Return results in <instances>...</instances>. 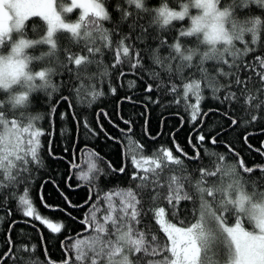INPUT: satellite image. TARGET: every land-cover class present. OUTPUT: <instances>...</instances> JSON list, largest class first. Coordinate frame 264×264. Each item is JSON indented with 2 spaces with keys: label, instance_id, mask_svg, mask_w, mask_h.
Instances as JSON below:
<instances>
[{
  "label": "snow or ice",
  "instance_id": "obj_1",
  "mask_svg": "<svg viewBox=\"0 0 264 264\" xmlns=\"http://www.w3.org/2000/svg\"><path fill=\"white\" fill-rule=\"evenodd\" d=\"M131 5L132 0H0V208L5 207L6 200H18L22 215L46 226L52 234H60L66 225L39 214L30 198V177L25 175L45 167L41 138L46 133L40 121L47 116L54 124L60 101H69L70 97L77 107L90 108L105 95L98 85L110 82V69L119 66L116 84L109 88L111 95H116L127 66L140 80L146 76L152 81L144 91H156L157 97L148 95V102L160 104L162 95L172 96L171 104L183 101L190 122L195 124L200 119L198 128L212 112L228 119L229 128L247 123L230 114L235 111L232 104L240 98L245 99L246 108L251 106L257 113L264 109V87H249L252 73L264 85V0H171V4L167 0L164 8L152 7L145 0L143 5ZM77 10L78 18L73 20ZM186 19L187 26L180 23ZM105 22L112 27L106 28ZM122 24H127V32L122 31ZM172 33L175 35L170 42ZM201 33L210 43L221 44L222 51L202 48ZM149 40L155 42L154 47L147 43ZM140 44L145 46L140 48ZM237 44L242 47L237 48ZM106 52L114 55L111 65L104 62ZM249 56L251 59H245ZM65 71L67 80H55ZM135 84V80L127 81L129 89ZM61 88L67 94L60 95L53 104L52 96ZM41 91L48 111L34 114L31 97ZM205 99H214L227 110L202 112ZM124 101L133 102L132 96L123 97L120 103ZM68 107L72 110L73 103L69 102ZM101 114L113 123L103 109L96 113L97 122ZM67 115L61 113L60 119ZM249 115L253 123L260 118L258 114ZM121 121L128 125L127 131L113 126L130 140L131 121L123 117ZM77 123L98 135L86 120ZM99 127L105 131L103 125ZM222 134L223 130L206 137L197 131V143H192L191 136L188 141L192 155L175 143L174 134L173 146L179 155L164 146L148 155L143 151L133 154L130 180L136 181L134 187L113 185L101 189V176L109 179L112 174H124L128 165L116 169L110 161H104L109 169L105 172L93 163L91 175H76L90 189L84 204H73L61 193L69 208L88 205L83 219L78 220L83 229L75 236L66 235L67 244L61 242L64 258L53 261L44 247V260L32 259L27 254L34 255L37 245L14 244L11 232L18 221H12L6 234L8 252L0 256V264L5 259L13 264H264V166H247L228 142L221 146L235 158L233 162H226L224 153L205 147L204 154L211 158L214 170L201 166L190 171L185 163L202 164L199 145L208 139L215 146L221 143L217 137ZM108 138L117 140L111 135ZM243 140L251 149L248 134ZM47 150L51 158H62L51 151V139ZM262 150L264 142L255 149L264 156ZM83 154L103 161L94 150L85 149ZM75 157L73 153L69 162L73 169L78 167ZM254 172L260 175L252 176ZM48 182L41 184L39 199L45 208L59 210L44 202L43 188ZM18 186L22 195H18ZM80 186L83 184H77ZM11 214L9 207L7 215ZM65 214L77 219L71 212ZM3 222L4 216L0 215V224ZM40 236L43 241V233Z\"/></svg>",
  "mask_w": 264,
  "mask_h": 264
},
{
  "label": "trees",
  "instance_id": "obj_2",
  "mask_svg": "<svg viewBox=\"0 0 264 264\" xmlns=\"http://www.w3.org/2000/svg\"><path fill=\"white\" fill-rule=\"evenodd\" d=\"M152 7H159L162 0H148ZM171 4V0H170ZM78 12L72 14V19L78 18ZM118 17L113 13V19L116 20ZM187 26L189 21L186 19L184 22H180ZM106 28H111L112 25L105 22ZM121 29L123 32L128 31L127 24H122ZM172 33L169 36L171 42ZM116 37H113L115 40ZM150 46H155V42L149 40L147 42ZM143 48L145 45H138ZM241 44H237V48H241ZM162 52H167V49H163ZM104 62L111 65L114 60V55L111 52H106L104 55ZM245 59H251V56ZM146 65L149 64L148 57L145 56ZM211 63V61L209 62ZM112 76L110 82H103L98 85L102 88L105 95L101 97L96 103L90 108L77 107L76 102L69 98V101L61 100L59 106L56 109L54 124H50L49 117L45 116L40 123L43 125V131L46 133L42 138V150L41 154L44 157L45 167L28 174L30 177L28 183H31L30 198L34 200V207L37 209L40 215L45 218L51 219L56 222H63L66 225V229L62 230L60 234H52L46 226L42 225L33 218L24 217L22 212L19 211L18 200L9 203L5 201V207L0 208V215L4 216V222L0 224V256L8 252V245L6 243L7 232L9 224L12 221H18L15 227L12 229L11 237L14 244H27L29 247L32 244L37 245L35 254H27L32 259H38L39 261L44 260L43 248L47 247L48 255L53 261H61L64 258V252L61 248V242L65 241L66 235H73L83 229V225L78 222L79 219H83L85 212L87 211L88 205L83 208H69L65 203L63 196H67L73 204H84L88 199L89 187L82 181H78L76 178V168H70V161L73 160V153H76L75 162L78 165L80 162L86 160L87 154H83V150H94L100 157H103V161H99L101 167L104 168L105 172L109 171L104 161H110L111 164L119 169L123 164H127L128 167L124 174L115 173L109 179H105L103 176L100 177L98 184L101 189H108L113 185L118 186H135L136 181L130 180L131 167V156L133 154L144 152L148 155L154 149H158V146H164L172 148L174 155H179L175 151L173 146V134L175 137V143L178 144L186 153L189 155L193 154V149L190 147L188 141L189 137H192V143L196 144V132L201 131L206 137L216 135L218 132L223 130V134L218 136L217 139L221 143L213 146L208 143V139L205 140L201 147V159L202 164L185 160L189 170L199 168L201 166L214 170L211 164V158L205 156L203 149L206 147L210 150H215L219 153H224L227 157L226 162H233L234 157L229 156L227 149L221 146L222 142H228L233 145L244 158L247 166L260 165L264 166V156L259 154L255 149H260L262 142H264V109H261L258 113L251 108V106L245 107V99L240 98L236 103L232 104L234 114L237 120L245 119L248 122L245 124H238L235 128H229L230 121L224 118L223 115H218L215 112L209 114L205 120L202 128H198L200 119L198 118L196 123L190 122V113L186 112L183 108V101L180 105L171 104L173 97L170 95H162L161 103H150L146 97L151 95L153 99L157 97V92L145 93L144 89L147 83H151V80L145 76L144 80H140L137 76L131 74L127 66L124 71L127 73L120 79V83L117 85L116 95H111L109 88L112 84H116V76L119 74V66L116 69H110ZM140 71L139 69L137 70ZM143 74V73H141ZM249 73H243L248 75ZM252 81L249 84L250 88L258 89L264 87L255 76L254 73ZM61 79L67 80L68 73L65 71L63 77L57 76L55 80ZM135 80V87L129 89L127 87V81ZM67 94V90L61 88L59 94H53L51 102L54 104L60 99V95ZM207 95V93H205ZM223 96V92L220 93ZM239 96V92L237 93ZM126 96H132L133 102L124 101L120 103L121 99ZM45 94L43 91L33 95L31 97L32 108L31 112L34 114H42L48 111L44 105ZM3 98V93H0V99ZM69 102L73 103V109L69 110ZM254 103V102H253ZM163 104H168L167 107H162ZM147 105V107H145ZM220 109L221 112L227 110L224 106L217 103L214 99H205L201 104L202 112H206L209 109ZM103 109L106 111L113 123H109V120L104 117L103 114L99 116L97 122L96 113ZM73 111L75 112V119L73 118ZM68 113L66 119H60L61 113ZM250 114H258L259 119L254 123L250 121ZM243 114V115H242ZM121 117L124 120L131 121L132 132L129 134L131 139H127L122 133L113 126V124L119 125V128L127 131L128 125L122 123ZM181 117L183 118V124L181 123ZM78 120H86L90 125V128L98 133L93 134L92 131L85 128L83 123H77ZM99 125H103L105 131H101ZM145 129L147 134H145ZM48 133H53L50 137ZM248 134V144L252 146L250 149L244 142L243 137ZM108 135L116 137L117 140L108 138ZM150 137H157L153 140ZM51 139V151L57 156L62 157L60 159H53L48 155V143ZM143 146L141 149L139 146ZM65 148L69 151L65 152ZM264 151V150H262ZM123 152V155H122ZM92 173L90 172L89 175ZM72 176L69 180L68 177ZM259 172L252 173V176H259ZM194 178L196 174L194 173ZM44 181H49L44 185L43 192L45 197V203L52 206H58L59 210H52L45 208L39 199L40 186ZM54 181L55 183H52ZM72 187L69 188L68 185ZM77 184H83V186L77 187ZM59 186L57 188L56 186ZM63 193V196L61 195ZM22 188L18 186V195H22ZM102 194V193H101ZM96 200V195H93V201ZM91 203V202H90ZM103 203V201H101ZM12 209V214L7 215V209ZM71 212L72 219L65 214V212ZM35 224V227L32 225ZM40 233H43V241H41ZM15 251V247L13 249ZM3 264H13L12 260L5 259Z\"/></svg>",
  "mask_w": 264,
  "mask_h": 264
},
{
  "label": "clouds",
  "instance_id": "obj_3",
  "mask_svg": "<svg viewBox=\"0 0 264 264\" xmlns=\"http://www.w3.org/2000/svg\"><path fill=\"white\" fill-rule=\"evenodd\" d=\"M145 2V0H132V7H136L137 4L143 5ZM167 0H162V3L160 5V8H164L167 7ZM191 25H189L190 27ZM200 45L202 46V48L204 49H210L212 47L217 48L218 50L222 51V47L221 44H212L210 43L203 35V33L200 34ZM185 55L191 54V53H184ZM196 54H199V49L196 50Z\"/></svg>",
  "mask_w": 264,
  "mask_h": 264
},
{
  "label": "rangeland",
  "instance_id": "obj_4",
  "mask_svg": "<svg viewBox=\"0 0 264 264\" xmlns=\"http://www.w3.org/2000/svg\"><path fill=\"white\" fill-rule=\"evenodd\" d=\"M76 19H77V18H76ZM73 20H75V19H73ZM93 163H96L97 166L101 167L99 161H97L95 157H92V156H89V155H88V156L86 157V160L83 161V163H82V167L79 168V169H77V171H76V175H77V173H79V172H84V173H86V174H90ZM41 216H42V215H41ZM42 217L45 218L44 216H42ZM53 222H54V223H58V222H56V221H53Z\"/></svg>",
  "mask_w": 264,
  "mask_h": 264
},
{
  "label": "flooded vegetation",
  "instance_id": "obj_5",
  "mask_svg": "<svg viewBox=\"0 0 264 264\" xmlns=\"http://www.w3.org/2000/svg\"><path fill=\"white\" fill-rule=\"evenodd\" d=\"M158 147H160V146H158Z\"/></svg>",
  "mask_w": 264,
  "mask_h": 264
}]
</instances>
